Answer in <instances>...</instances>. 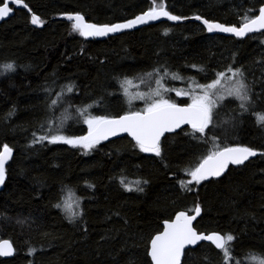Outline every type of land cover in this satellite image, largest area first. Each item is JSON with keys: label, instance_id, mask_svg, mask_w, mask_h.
Wrapping results in <instances>:
<instances>
[{"label": "trees", "instance_id": "obj_1", "mask_svg": "<svg viewBox=\"0 0 264 264\" xmlns=\"http://www.w3.org/2000/svg\"><path fill=\"white\" fill-rule=\"evenodd\" d=\"M25 3L49 23L33 26L23 9L0 23V69L6 63L15 65L14 72L0 73V151L5 144L14 150L0 193V241L10 240L15 249L11 258L0 257V264H145L150 260L145 255L150 237L179 211L193 213L197 204L202 213L195 227L204 233L233 234L230 255L237 264H251L249 253L264 257V156L260 154L186 191L179 183L188 179L182 169L196 163L211 145L183 134L162 139V157L139 152L128 137L102 142L87 154L68 145L32 143L33 132L40 134L39 126L49 116L45 88L58 94L61 87L73 83L75 92L68 94L72 108L93 104L89 109L93 114H123L129 110L120 87L125 78L132 81L130 89L133 82L143 83L141 77L154 81L146 74L161 69L179 73L184 81L193 77L204 83L205 75L191 65L203 66L211 78L214 71L233 64V58V67L243 66L252 88L255 113H264V37L259 33L249 35L253 39L212 35L198 21L187 20L86 40L72 31L71 22L54 18L81 13L93 23L111 24L148 10L151 0ZM163 3L175 15L239 25L244 11L253 9L258 14L264 0ZM224 103L228 107L221 109V118L227 120L237 104ZM143 107V101L132 104L136 110ZM255 113H246L234 126L213 129L222 146H248L264 153V125L257 123ZM68 125L66 134L86 132L82 122L70 120ZM121 180L134 189L141 181L144 190L128 192ZM69 194L81 202L84 213L74 223L64 208L55 207ZM201 245L188 256V264H221L219 250L210 243ZM30 248L36 249L32 255Z\"/></svg>", "mask_w": 264, "mask_h": 264}, {"label": "snow or ice", "instance_id": "obj_2", "mask_svg": "<svg viewBox=\"0 0 264 264\" xmlns=\"http://www.w3.org/2000/svg\"><path fill=\"white\" fill-rule=\"evenodd\" d=\"M13 5H20L31 12V8L25 0H11ZM151 6L143 14L128 19L123 23L97 24L89 23L80 13L66 14L65 18L71 22V29L81 37H108L110 34L124 32L125 30L135 29L139 25H145L149 22L161 20L162 17L168 21L181 22L187 19L202 21L208 33H226L236 38L249 39L255 38L249 34L259 33L264 37V5L259 7L258 14H253V9H246L243 16L239 17V26L226 25L218 22H211L196 15L193 17L174 15L169 12L166 5L161 0L157 4L156 0H151ZM13 12V7L9 6L5 0H0V20L8 17ZM32 25L43 27L44 21L35 14L31 15ZM264 43V40L261 41ZM235 59L233 58V64ZM229 64L222 71H214L213 76H207V70L203 66L191 65L199 73L205 75L207 82L199 83L193 77L186 78L189 82L187 89H175L165 86V79L184 80L179 73L163 72L161 69H155L146 74L147 78L153 79L155 87L149 85L147 92H131L129 85L132 81L125 78L120 87L123 95L127 97L129 110L123 114L116 115H93L89 109L93 104L78 109L72 108L71 97L68 94L75 92L76 86L68 83L55 90L51 87L45 88L49 94L47 120L39 126L40 134L33 132V145H41L47 142L51 145H68L73 149H81L85 154L96 149L103 141L111 137L120 136L122 133L128 134L134 141V148L141 153H151L156 157H162V138L167 139L165 134L175 133L183 134L192 140L210 144L207 153L196 163L190 164L182 169L188 179L181 180L179 183L186 191H192L194 186L201 185L212 178L221 177L229 168V165H243L250 157H255L258 152L248 146H229L221 143V140L215 135L213 129L221 128L226 124L235 125V122L242 119L246 113L254 112L256 109V100L253 99V92L247 81L243 66L233 67ZM15 71V65L6 63L0 69V73L7 74ZM141 81L147 83L145 77ZM175 92L177 97H188L183 105L177 103L168 94ZM55 95V98H51ZM143 101L144 107L136 110L132 108L134 101ZM236 103L237 107L230 110L229 119L221 118V109H227L224 103ZM72 109V112L69 109ZM62 110V111H61ZM59 113V116H57ZM75 113V116H73ZM256 121L264 125V113H255ZM82 122L87 126L86 135H68L65 134L68 122ZM190 126L185 129L183 126ZM180 132H177V130ZM211 133V139L209 134ZM264 156V153H259ZM12 157V149L8 145H3L0 151V186L6 179V164ZM128 192L140 191L141 181L136 182L135 189L120 181ZM142 183L146 184L144 180ZM89 188L94 185L88 184ZM63 191V189H62ZM55 207L64 208L68 213L70 223H74L83 217L81 202L77 200L74 204L68 201L58 202ZM194 215L188 211H179L175 219L165 221L162 231L153 235L145 244V255L150 257L145 264H188V256L196 249L194 246L201 245V242H210L216 250L220 251L221 264H237L232 255H230L231 244L236 237L233 234L212 233L204 234L193 226V222L201 215V207L197 204L192 209ZM193 246V247H189ZM203 247V245H201ZM187 250V251H186ZM36 249L30 248L29 254H34ZM14 254L12 244L4 240L0 242V257H9ZM251 264H264V257L249 253Z\"/></svg>", "mask_w": 264, "mask_h": 264}, {"label": "water", "instance_id": "obj_3", "mask_svg": "<svg viewBox=\"0 0 264 264\" xmlns=\"http://www.w3.org/2000/svg\"><path fill=\"white\" fill-rule=\"evenodd\" d=\"M5 2H8L9 3V6L10 7H13V12L8 16V17H5L3 20H0V23L1 22H3V21H6L7 19H9L10 17H12L14 14H15V11L16 10H19V9H23V10H26L29 14H30V19H31V15H33V14H35V15H37V16H39L38 14H36V13H34L32 10H31V12H29L27 9H24L22 6H20V5H13L12 4V2H11V0H5ZM264 5V4H263ZM147 11V10H146ZM145 12V11H144ZM144 12H142V13H140V14H143ZM170 12V11H169ZM66 14H75V13H64V14H61V15H59V16H57V17H55L54 19L55 20H66L67 21V19L65 18V16H66ZM81 14V13H80ZM140 14H138V15H140ZM173 14V13H172ZM83 15V14H82ZM175 15V14H174ZM84 16V15H83ZM137 16V15H136ZM40 17V16H39ZM85 17V16H84ZM191 17H193V16H191ZM190 17V18H191ZM41 18V17H40ZM133 18H135V16L133 17ZM133 18H130V19H133ZM203 19H206V18H204V17H202ZM85 20L87 21V22H89V23H93V22H91V21H88L87 19H86V17H85ZM128 20V19H127ZM187 20H191V21H196V20H193V19H187ZM187 20H183V21H181V22H173V21H168L167 20V18H164V17H162L161 18V20H158V21H153V22H149L148 24H145V25H139L137 28H135V29H129V30H125L124 32H126V31H133V30H137V29H139V28H142V27H145V26H148V25H153V24H158V23H161V22H170V23H172V24H177V23H182V22H184V21H187ZM126 20H123V21H119V22H116V23H123V22H125ZM209 21H211V22H218V23H221V22H219V21H212V20H209ZM205 29H206V27L203 25V23H202V21H198ZM49 23V21H44V24H43V27L44 26H46L47 24ZM111 24H113V23H111ZM223 24H225V23H223ZM226 25H228V24H226ZM33 26H35V27H37V28H42V27H39V26H37V25H33ZM230 26V25H229ZM237 26H239V25H237ZM207 31V30H206ZM121 33H123V32H121ZM121 33H116V34H110L108 37H83L84 39H86V40H105V39H107V38H109V37H112V36H115V35H118V34H121ZM209 34H212V35H223V36H229V37H234V36H232L231 34H226V33H209ZM249 35H251V34H249ZM236 38V37H235ZM244 38H246V37H244ZM183 105V104H182ZM184 128H186V127H189L190 128V126H188V125H185V126H183ZM179 131V129L177 130V132ZM87 134V133H86ZM85 134V135H86ZM172 134V133H171ZM166 135H168L167 133L165 134V136ZM122 137H128L129 139H131L132 140V138L130 137V136H128V134H126V133H122L120 136H117V137H111L109 140H107V141H103V142H108V141H111V140H114V139H118V138H122ZM163 139V138H162ZM9 146V145H8ZM10 147V146H9ZM11 148V147H10ZM3 149V148H2ZM2 149H1V151H2ZM12 149V148H11ZM258 152V151H257ZM13 155H14V150L12 149V157H13ZM258 155H259V152H258ZM12 157H11V159H12ZM251 158H254V157H250L249 159H251ZM10 159V160H11ZM9 160V161H10ZM8 161V162H9ZM8 162H7V164H8ZM7 164H6V166L5 167H7ZM230 166H233V165H229V167ZM227 172V171H226ZM225 172V173H226ZM224 173V174H225ZM6 180H7V172H6V179H5V182H6ZM5 182H4V184H5ZM4 184L2 185V186H0V193H1V191H2V189H3V187H4ZM201 213H202V211H201ZM178 214V213H177ZM190 215H194V212L193 213H189ZM201 216V215H200ZM199 216V217H200ZM199 217H197V219H196V221H194L193 222V226L195 227V225H196V222H197V220H198V218ZM175 219V216H174V218L173 219H171V220H174ZM171 220H167V221H171ZM165 222V221H164ZM164 222H163V224H162V229H163V225H164ZM162 231V230H161ZM159 233V232H158ZM157 233V234H158ZM201 233H204V232H201ZM212 233H214V232H210V233H204V234H212ZM215 233H219V232H215ZM222 234V233H221ZM4 240H7V241H9L11 244H12V242L10 241V240H8V239H3V240H1L0 242H2V241H4ZM201 243H210V242H201ZM12 246H13V244H12ZM198 246V245H197ZM190 248L191 247H193V246H189ZM194 247H196V246H194ZM13 249H14V246H13ZM187 251V250H186ZM14 253H15V249H14ZM14 255V254H13ZM12 255V256H13ZM12 256H9V257H4V258H11ZM183 262V261H182Z\"/></svg>", "mask_w": 264, "mask_h": 264}, {"label": "rangeland", "instance_id": "obj_4", "mask_svg": "<svg viewBox=\"0 0 264 264\" xmlns=\"http://www.w3.org/2000/svg\"><path fill=\"white\" fill-rule=\"evenodd\" d=\"M147 83H149V85H151V87L152 88H154L155 87V82L154 81H152V82H150L149 80H148V82ZM133 86L129 89L131 92H133V93H135V92H147V91H149L150 90V88L148 87V88H145V87H147V86H145L144 84H146V83H136V82H133ZM143 84V85H142ZM165 86L166 87H169V88H175V89H187L188 87H189V82L187 81V80H181V81H179V80H169V81H166L165 82ZM173 100H174V98L176 97L177 98V96L175 95V92H171V93H169L168 94ZM178 98H184V99H186L188 102H190V100H188V97H178ZM138 101V100H137ZM93 114V113H92ZM93 115H96V114H93ZM85 127H86V132L83 134V135H85L86 133H87V126L85 125ZM66 134V133H65ZM69 135V134H68ZM78 199L76 198V196L75 195H71V194H69L68 196H66V200L65 201H68L69 203H72V204H74L76 201H77Z\"/></svg>", "mask_w": 264, "mask_h": 264}]
</instances>
